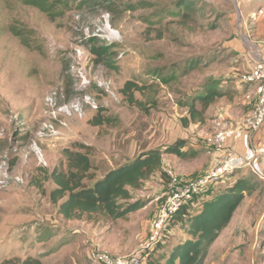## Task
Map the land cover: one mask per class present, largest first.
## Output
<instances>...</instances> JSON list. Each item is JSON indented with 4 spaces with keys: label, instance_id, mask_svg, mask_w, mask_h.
<instances>
[{
    "label": "rangeland",
    "instance_id": "1",
    "mask_svg": "<svg viewBox=\"0 0 264 264\" xmlns=\"http://www.w3.org/2000/svg\"><path fill=\"white\" fill-rule=\"evenodd\" d=\"M258 47L264 0H0V264H94L93 252H134L172 184L217 164L222 152L204 144L215 124L237 128L251 113L254 88L240 77ZM206 89L224 96L184 127L181 117ZM178 141L196 156L163 155L162 170L130 191L128 203L145 206L123 219H65L50 199L49 176L67 171L66 151L88 154L93 179L84 184L92 186ZM250 144L264 149V128ZM236 145L225 151L249 156ZM256 158L257 174L238 170L192 204L237 181L250 190L202 264H264V155ZM169 233L147 264H162L187 237L178 227Z\"/></svg>",
    "mask_w": 264,
    "mask_h": 264
},
{
    "label": "trees",
    "instance_id": "2",
    "mask_svg": "<svg viewBox=\"0 0 264 264\" xmlns=\"http://www.w3.org/2000/svg\"><path fill=\"white\" fill-rule=\"evenodd\" d=\"M30 3L35 4L33 1ZM124 88L128 91L133 88V85L126 83ZM223 96L222 91L206 89L196 99L200 110L195 109L196 101L192 102L188 109V115L181 117L182 125L187 127L190 123L201 122L202 115L208 106ZM130 100L132 101V96H130ZM76 149H85V147L80 146ZM189 152L190 149L184 141H178L161 149H149L132 161L108 171L92 186H86L84 181L93 179V175L90 173L92 165L88 154L80 151H66L67 171L64 173L53 171L49 176L55 185V188L50 192V199L54 204L59 202L58 214L65 219L97 216L109 220L123 219L128 214L145 206L143 202L139 201L128 203L132 199L130 191L140 189L144 181L162 170V156L173 155L182 160L196 156L195 151ZM220 190L221 192L218 190L219 192L213 198L204 201L196 209L191 207L192 204H196L195 200L181 203L175 213L168 217L166 226L161 233V240L151 252L145 255V264L148 263L149 257L157 246L168 239L165 234L170 235L169 229L173 227L184 231L187 237L172 247L167 257L162 258V264H202L209 247L219 233L227 227L233 213L244 199L245 192L250 191L247 185L241 181ZM22 264L41 263L34 259H28Z\"/></svg>",
    "mask_w": 264,
    "mask_h": 264
},
{
    "label": "built area",
    "instance_id": "3",
    "mask_svg": "<svg viewBox=\"0 0 264 264\" xmlns=\"http://www.w3.org/2000/svg\"><path fill=\"white\" fill-rule=\"evenodd\" d=\"M240 83L244 87L252 86L254 88L253 108L239 127L232 128L217 123L213 133L205 137L204 144L207 147L214 149L215 152H222L217 164L195 180L181 186L172 184L176 187L175 190L171 189L170 195L160 208L156 219L151 222L146 239L134 252L126 256L93 252L91 259L94 264H145V255L151 252L161 240V233L166 226L168 217L175 213L181 203L196 200V197L200 196L205 189L221 183L238 170L249 168L257 174L256 157L264 155V149L253 148L250 141L264 128V60L254 61L249 70L241 75ZM48 101L51 102V99ZM48 130L51 131L53 128L49 126ZM246 139L249 141H245ZM238 143H244L245 147L248 146L249 156L242 157L225 151L226 148L233 150ZM175 181L173 180V182Z\"/></svg>",
    "mask_w": 264,
    "mask_h": 264
},
{
    "label": "crops",
    "instance_id": "4",
    "mask_svg": "<svg viewBox=\"0 0 264 264\" xmlns=\"http://www.w3.org/2000/svg\"><path fill=\"white\" fill-rule=\"evenodd\" d=\"M256 51L258 53V55L256 57L253 56L252 54V60L253 61H257V60H264V51H262L259 47L256 48ZM245 141H249V139H246ZM239 146H244V143H240V144H237L236 147L239 148Z\"/></svg>",
    "mask_w": 264,
    "mask_h": 264
}]
</instances>
